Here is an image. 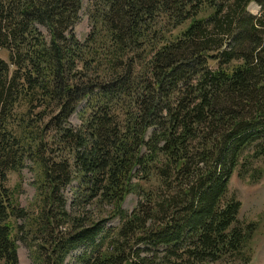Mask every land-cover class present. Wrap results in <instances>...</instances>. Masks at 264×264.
Masks as SVG:
<instances>
[{
  "label": "trees",
  "instance_id": "1",
  "mask_svg": "<svg viewBox=\"0 0 264 264\" xmlns=\"http://www.w3.org/2000/svg\"><path fill=\"white\" fill-rule=\"evenodd\" d=\"M81 1L0 0V264H249L227 187L264 175V0H87L78 41Z\"/></svg>",
  "mask_w": 264,
  "mask_h": 264
},
{
  "label": "rangeland",
  "instance_id": "2",
  "mask_svg": "<svg viewBox=\"0 0 264 264\" xmlns=\"http://www.w3.org/2000/svg\"><path fill=\"white\" fill-rule=\"evenodd\" d=\"M87 6V0L81 1L80 12L78 15V20L72 28V35L78 41H82L85 37L88 27L87 19L84 15ZM249 13L255 15L258 13V7L251 3L247 7ZM41 34L48 38L47 32L44 28L38 27ZM4 58L5 55L2 54ZM83 108V103L77 105L74 114L69 118L68 124L72 129L77 130L81 125V119L79 117V112ZM264 163H259L254 166V168H260ZM19 185V191L15 193V200L20 209L32 211L30 207L34 197V190L32 187V176L25 170H21L20 175L8 174L6 188L11 191L15 185ZM228 195L232 196L235 200L240 203V210L238 214L239 221L249 224L252 223L256 227V232L252 240L253 245V256L249 264H264V175L261 180L256 184H250L246 178H240L236 174H233L228 183ZM136 202L134 196H126L122 203L121 209L125 214H129ZM118 220H113L106 225V228H117ZM16 255L18 259V264H30L28 259V253L26 248L20 244L16 243ZM82 252L78 250L67 258L66 263L71 264L72 259Z\"/></svg>",
  "mask_w": 264,
  "mask_h": 264
}]
</instances>
